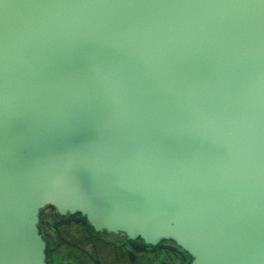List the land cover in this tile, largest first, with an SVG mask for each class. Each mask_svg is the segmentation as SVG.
Wrapping results in <instances>:
<instances>
[{"label": "water", "instance_id": "obj_1", "mask_svg": "<svg viewBox=\"0 0 264 264\" xmlns=\"http://www.w3.org/2000/svg\"><path fill=\"white\" fill-rule=\"evenodd\" d=\"M46 208L264 264V0H0V264Z\"/></svg>", "mask_w": 264, "mask_h": 264}, {"label": "flooded vegetation", "instance_id": "obj_2", "mask_svg": "<svg viewBox=\"0 0 264 264\" xmlns=\"http://www.w3.org/2000/svg\"><path fill=\"white\" fill-rule=\"evenodd\" d=\"M45 210L53 211L52 214L60 218V221L52 227L48 224V229L52 228L56 234V237L60 241V245L54 247L52 245L51 236L41 228L42 214ZM62 226L71 227L72 230L78 228L80 232L84 234L77 236L74 233L72 236L82 242L84 245H77L70 243L64 238ZM71 230V231H72ZM40 231L48 243L47 260L50 264H82L83 261H76L77 258L85 256L87 259L90 257L93 260V264H106L105 260L101 256V251L97 253L98 247L102 248V251L110 253L114 256L113 264H121L126 260V257L131 256V260H135L134 257H140V262L135 261L134 264H189L191 258L179 249L173 242H163L156 248H148L141 241H135L133 249L127 247L128 240L124 235H109L106 233H97L86 221L80 216H61L55 209L46 208L41 212L40 216ZM69 232V231H68ZM77 232V231H76ZM80 236L83 239H80ZM114 237L117 240H109L107 238ZM52 246V247H51ZM90 249L91 253L87 250ZM146 248L145 250H143ZM94 257V258H93ZM134 258V259H133ZM136 258V259H137ZM77 263H75V262ZM142 261V262H141Z\"/></svg>", "mask_w": 264, "mask_h": 264}, {"label": "rangeland", "instance_id": "obj_3", "mask_svg": "<svg viewBox=\"0 0 264 264\" xmlns=\"http://www.w3.org/2000/svg\"><path fill=\"white\" fill-rule=\"evenodd\" d=\"M52 212L53 211H51V210H45L43 212V214H42V221H41V228H43L49 234V236H51L52 243H53L52 245H54V247H57V246L60 245V241L56 237V234H55L54 230L52 228L48 229L49 227H48V224L47 223H50V225L52 227H54L60 221V218H58L56 215L52 214ZM71 230H72L71 227H66V226L63 227L62 226V231H63L64 238L66 240H68L70 243L77 244V245H84L82 242H79L78 239H75L72 236L73 231H74V233H77L76 234L77 236H79L81 234L83 235L84 232H80L78 228H75L72 231ZM71 232H72V234H71ZM80 239H83V237L80 236ZM107 239L113 240V241L117 240L114 237H109ZM100 251L102 252V248L101 247H98L97 253H99ZM109 256H111V255L109 254Z\"/></svg>", "mask_w": 264, "mask_h": 264}, {"label": "crops", "instance_id": "obj_4", "mask_svg": "<svg viewBox=\"0 0 264 264\" xmlns=\"http://www.w3.org/2000/svg\"><path fill=\"white\" fill-rule=\"evenodd\" d=\"M89 253H91V251H90V249L88 248V250H87ZM109 254L110 253H108V252H106V251H102V253H101V256L103 257V259L105 260V262H106V264H113V259H114V256L113 255H111V256H109ZM91 258L92 257H90L89 259H87L85 256H82V257H79V258H77V260L76 261H80V259L83 261V263L82 264H93V260H91ZM94 258V257H93ZM135 258V260L133 261V260H131V256L129 255V257H126V260L123 262V263H121V264H134L135 263V261H137V262H140V260H142L143 261V259H141L140 257H134ZM133 258V259H134ZM137 258V259H136ZM141 261V262H142ZM73 262H75V261H73ZM75 263H77V262H75ZM138 264V263H137Z\"/></svg>", "mask_w": 264, "mask_h": 264}]
</instances>
